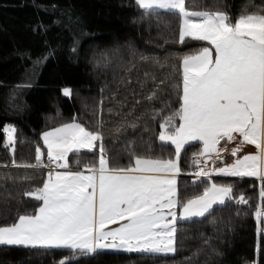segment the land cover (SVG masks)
<instances>
[{"label": "trees", "instance_id": "trees-1", "mask_svg": "<svg viewBox=\"0 0 264 264\" xmlns=\"http://www.w3.org/2000/svg\"><path fill=\"white\" fill-rule=\"evenodd\" d=\"M186 5L235 18L260 12L264 0H186ZM181 24L178 14H148L136 0H0V226L37 211L40 202L24 193L41 187L50 172L48 165H15L34 164L37 146L47 161L43 133L74 119L103 134L110 166L134 164L130 151L151 159L175 158V147L161 142L159 134L160 125L180 107V93L172 86L182 80L180 58L211 47L190 38L180 43ZM153 77L164 84L159 99L149 101ZM64 88L72 90L70 97L63 95ZM7 125L16 129L14 152L5 147ZM99 143L93 152L70 153V169L98 167ZM200 152L195 143L181 153L180 204L202 195L213 181L231 186L233 197L206 217L179 221L174 254L89 255L0 246V264H264V234L256 218L264 181L213 177L193 182V159ZM241 196L247 203L238 202Z\"/></svg>", "mask_w": 264, "mask_h": 264}, {"label": "snow or ice", "instance_id": "snow-or-ice-1", "mask_svg": "<svg viewBox=\"0 0 264 264\" xmlns=\"http://www.w3.org/2000/svg\"><path fill=\"white\" fill-rule=\"evenodd\" d=\"M136 4L148 14L156 10L178 14L180 43L190 38L211 46L180 58L182 80L172 85L180 93V107L160 125L159 134L161 142L175 146L176 160L151 159L130 151L134 164L110 166L99 130L92 131L74 119L47 131L41 137L47 161L37 146L34 164L15 166L38 168L54 163L66 171L48 172L41 187L24 193L40 206L33 214L19 215L10 226H0V246L70 249L89 255L108 250L174 254L179 221L206 217L213 205H224L232 198L231 186L213 183L202 195L183 202L179 215L173 210L178 204L179 156L191 141L202 142L203 153L218 157L220 140L231 141L239 134L257 153L216 168L215 174L264 180V9L233 18L221 10H190L186 0H136ZM152 82L153 91L145 97L149 101L159 99V85L164 84L163 80L157 84L155 77ZM62 91L65 97L72 95L69 88ZM175 118L180 123L173 126ZM3 131L5 147L14 152L16 129L8 126ZM97 142L99 166H89L88 174L72 171L69 154L78 157L81 150L93 152ZM208 175L204 170L196 173L197 177ZM260 198L264 200V188ZM238 202L247 203L243 196ZM262 217L264 208L256 212L259 223H264ZM121 221L125 223L106 231L108 225ZM258 232L264 233V228Z\"/></svg>", "mask_w": 264, "mask_h": 264}, {"label": "rangeland", "instance_id": "rangeland-1", "mask_svg": "<svg viewBox=\"0 0 264 264\" xmlns=\"http://www.w3.org/2000/svg\"><path fill=\"white\" fill-rule=\"evenodd\" d=\"M175 119H178V118H175ZM175 119L172 122L173 126L178 125L180 123V121H179V123L176 124V121L177 120H175ZM8 126H12V127L15 128V126H13V125H7L6 127H8ZM170 130H171V127H170ZM234 136L236 138L233 139V140H231V141H227L226 138L220 140L219 144L217 145V148L220 150V155L218 157L214 153L213 154H210V155L203 153V143L200 142V141H191L190 143H188V144L185 145V146H187V145H190V144L200 143L201 152H200V154L198 156L194 157L193 163H194V165L196 167H197V165H200V166L204 167L203 170L206 171L207 173H209V175L207 177H203V176L197 177L196 176V173L198 171H200V170H198L196 168L193 171V173H192V176H193L192 181L193 182H197V181H201V180L211 181L212 178L210 176V172L209 171H211L214 174L215 177H223V178H248V179H255V180L257 179L256 177H250V176L239 177V176H223V175H216L215 174L214 169L227 167V166L235 163L236 160L242 159L244 156L254 155V154L257 153L258 150L255 148V146L252 147V146L247 145L246 142H244L243 140H241L242 137L239 136V134H234ZM165 144H170V143H165ZM182 151H181V153H182ZM233 151H236V155H232ZM181 153H180L179 160H178V165H179V169H180V171L178 173V177L182 174L181 173V167H180V157H181ZM173 160L174 161L176 160V155H175V158ZM59 169H61V168H57V170H59ZM57 170H54V171L56 172ZM62 170H63V168H62ZM178 177H175V179L177 181V185H176L177 190L179 189L178 188V184H179L178 183L179 182V178ZM259 182L260 183H263V181H259ZM213 183H214V181L211 182V184L209 185V187ZM217 185H220V184H217ZM232 197H233V195H232ZM177 200H178L177 207L175 209H173V210L176 211L177 214L179 215L182 212V207H181V204H180L179 196L177 197ZM230 200H232V198ZM227 201H229V200L226 199V202ZM238 201H239V199H238ZM241 204H243V203H241ZM214 206H216V205H213V208H214ZM218 206H220V205H218ZM165 212H167V210H165ZM194 218H203V217H194ZM169 219H170V217H169ZM258 225H259V228H264V223H259L258 222ZM108 251L123 252V251H115V250H108ZM127 253H129V252H127ZM133 253H136V252H133ZM254 264H257V263H254Z\"/></svg>", "mask_w": 264, "mask_h": 264}, {"label": "crops", "instance_id": "crops-1", "mask_svg": "<svg viewBox=\"0 0 264 264\" xmlns=\"http://www.w3.org/2000/svg\"><path fill=\"white\" fill-rule=\"evenodd\" d=\"M50 131H51V130H50ZM241 140H243V137L241 138ZM247 145L254 147L253 145H250V144H247ZM81 151H82V150H81ZM58 171H59V172H64V170H62V169H59ZM74 171H82V172H84L85 174H88L87 169H84V170H74ZM56 172H57V171H56ZM209 172H210V176H211V178L215 177L214 174H213L211 171H209ZM181 175H182V174H181ZM181 175H180V176H181ZM180 176H179V177H180ZM175 177H178V174H177ZM179 177H178V178H179ZM256 180H258V181H264V180H261V179H256ZM123 223H125V221H121L120 223H116V224H110V225L107 226L106 231H107V230H113V229H116V228L120 227ZM17 247H22V246H17ZM136 253H141V252H136ZM146 254H154V255H171L172 253H168V254H163V253H146Z\"/></svg>", "mask_w": 264, "mask_h": 264}, {"label": "built area", "instance_id": "built-area-1", "mask_svg": "<svg viewBox=\"0 0 264 264\" xmlns=\"http://www.w3.org/2000/svg\"><path fill=\"white\" fill-rule=\"evenodd\" d=\"M48 167H49V170L52 171V172H55L54 170H57V168H56V166H55L54 163L48 165ZM197 169H198V170H203L204 167H202V166H200V165H197ZM260 208H264V200H261V199L259 200V204H258V209H260ZM258 209H257V210H258ZM261 219L264 220V217H262Z\"/></svg>", "mask_w": 264, "mask_h": 264}]
</instances>
